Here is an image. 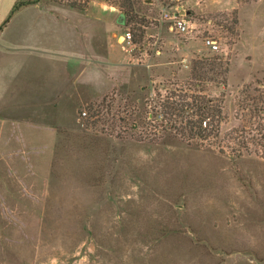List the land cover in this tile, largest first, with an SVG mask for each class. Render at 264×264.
<instances>
[{
	"label": "rangeland",
	"instance_id": "374dc122",
	"mask_svg": "<svg viewBox=\"0 0 264 264\" xmlns=\"http://www.w3.org/2000/svg\"><path fill=\"white\" fill-rule=\"evenodd\" d=\"M85 1H31L0 22L3 40L38 51L0 57V264H264V113L239 106L264 93V0H142L111 42L118 6ZM87 40L103 56L78 76L85 65L53 52ZM202 58L221 73L198 86ZM202 97L221 114L201 136L194 108L165 113Z\"/></svg>",
	"mask_w": 264,
	"mask_h": 264
},
{
	"label": "trees",
	"instance_id": "16d2710c",
	"mask_svg": "<svg viewBox=\"0 0 264 264\" xmlns=\"http://www.w3.org/2000/svg\"><path fill=\"white\" fill-rule=\"evenodd\" d=\"M31 1H37V0H21L13 6L11 13L8 15V17L4 20L3 25L8 21L11 14L18 9L19 7L25 5L26 3H30ZM56 2H66L70 7L73 8H79L82 9L86 5L85 0H54ZM169 0H162V2L166 3ZM143 3L142 0H114L113 5L118 6L120 10V16L122 17L124 23L128 21H132L133 15L135 12V8L138 7L139 4ZM136 15V14H135ZM0 26V30H1ZM131 32V30H130ZM132 34V33H131ZM133 37V35H132ZM221 64V63H220ZM215 61H211L208 58H202L194 62L193 65V71H192V79H195L196 82L194 85H200L202 82H206L208 80L215 79L217 75L221 73L219 65ZM259 97H256L254 94H250L248 90H245V97L243 99H240L239 106L241 108L242 113L245 114L246 112H249L247 114L250 115V119L257 116L258 118H262L261 113H264V93H260L257 95ZM203 98V97H202ZM167 111L165 113H169L171 118H178L183 116V112L188 111V109H193L198 111V115L201 117L198 120L194 121L193 126L190 128V131L192 134H195L197 136L203 135L201 131L198 129H201L202 121L205 119L206 116H208L209 113L212 114V117L217 118L221 114V104L218 99L216 98H203L201 100L194 101L189 106L186 104L184 106V102L182 101L181 104L177 101H169V103H166ZM154 118H159L160 121H162L165 118L164 113L156 111L153 113ZM170 119V118H169ZM259 125L260 122H259ZM194 127H198L197 130H195ZM205 129V128H204ZM244 129V126L242 127ZM196 131V132H194ZM235 132V131H234Z\"/></svg>",
	"mask_w": 264,
	"mask_h": 264
},
{
	"label": "crops",
	"instance_id": "0c3cea01",
	"mask_svg": "<svg viewBox=\"0 0 264 264\" xmlns=\"http://www.w3.org/2000/svg\"><path fill=\"white\" fill-rule=\"evenodd\" d=\"M16 1L17 0H14V1L11 2L12 4L10 3L11 4L10 10H9L8 14H6V16L2 20H5L8 17V15L11 13V10H12L13 6L15 5ZM28 5H31V3L28 4ZM28 5H25V6H28ZM25 6H22L21 8L16 9L11 14V16L9 17V20H10V18L12 17V15L15 12L19 11L20 9H22ZM110 7L111 8H115L113 6H110ZM119 16H120V14H119ZM9 20L7 21V23L9 22ZM98 22L101 25V23H100L99 20H98ZM122 24H124L123 19H121V22L120 23H118L117 21H115L114 23L113 22H109V26H108V28H107L106 31H105V27H104V31L105 32L109 31V33L107 32V37H106L107 41H110V42L112 41V36L114 34L115 27L117 25H122ZM5 27H6V25L4 26V28ZM4 28H3V30H4ZM3 30H2V32H3ZM102 30H103V28H102ZM2 32L0 33V39L5 43V46L3 48V45H1V48H0V57L1 56H8V55H11V56L12 55H15V56H17L19 54H25L26 55V54H29V53L32 54V55L33 54H37V52H38L37 50H32V49H28L27 50L25 48H22V46H18L16 44L12 43L11 41L8 42V41L3 40L4 38L2 36ZM87 41L88 42H87V47L86 48H81V49H78V50L77 49H74V50L73 49L72 50H58V51H54L53 53H57L58 55H60L62 57V60L68 62L67 67L70 66V63H76L75 66H77V68H80V67H82V65H85L86 63L89 64L90 62H95V61H99V60H100L99 62H101V57L103 55L101 53L97 52L95 49H92L93 48L92 42H90L89 40H87ZM7 45L14 46V49L13 50H10V48H8ZM53 53L51 54V58L53 60V65H54ZM111 53L112 52L108 53V55L105 56V59L106 60H113V57L114 56H116V59L119 57V56L114 55L113 53L111 54ZM66 62H64V63H66ZM87 68H89V66H86L85 65V68L84 69L82 68L81 70H79L80 73H78V76L79 75H85V77H86L87 72H92L93 71L91 69L87 70ZM66 71H67V74H68L69 73V69H67ZM70 74H72V73H69L68 75H70ZM76 81H78V80H76ZM50 86H52V84ZM49 88H51V87H48L46 89H49ZM3 96L4 95L2 93H0V97H3Z\"/></svg>",
	"mask_w": 264,
	"mask_h": 264
},
{
	"label": "built area",
	"instance_id": "2783aa9c",
	"mask_svg": "<svg viewBox=\"0 0 264 264\" xmlns=\"http://www.w3.org/2000/svg\"><path fill=\"white\" fill-rule=\"evenodd\" d=\"M98 1H100L102 4H107L109 6H112L114 0H98ZM163 15L165 19H168L170 21V29L175 28L177 31L181 33L188 31V21L187 19L184 18L185 17L184 15L180 14V12L177 11L170 12L168 8H165L163 11ZM120 41L121 43L124 42L126 44H134L133 37L129 29L124 35L120 36ZM203 41H204V45L210 48L211 50L218 49L219 45L216 40L206 37L204 38Z\"/></svg>",
	"mask_w": 264,
	"mask_h": 264
},
{
	"label": "water",
	"instance_id": "95a60500",
	"mask_svg": "<svg viewBox=\"0 0 264 264\" xmlns=\"http://www.w3.org/2000/svg\"><path fill=\"white\" fill-rule=\"evenodd\" d=\"M181 13H185V14H186V12H185V11H181Z\"/></svg>",
	"mask_w": 264,
	"mask_h": 264
}]
</instances>
